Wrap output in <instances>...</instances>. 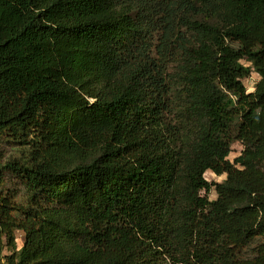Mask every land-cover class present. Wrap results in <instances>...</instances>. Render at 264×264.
<instances>
[{"label": "trees", "instance_id": "obj_1", "mask_svg": "<svg viewBox=\"0 0 264 264\" xmlns=\"http://www.w3.org/2000/svg\"><path fill=\"white\" fill-rule=\"evenodd\" d=\"M1 143L7 264H264V0H0Z\"/></svg>", "mask_w": 264, "mask_h": 264}, {"label": "rangeland", "instance_id": "obj_2", "mask_svg": "<svg viewBox=\"0 0 264 264\" xmlns=\"http://www.w3.org/2000/svg\"><path fill=\"white\" fill-rule=\"evenodd\" d=\"M259 79V76L257 73L253 72L248 78L243 80V83L247 89L248 92L253 91L255 82ZM23 147L21 145L17 144H7V143H1L0 144V153L4 156L5 159L14 158L20 155ZM242 150V145L239 142H235L232 145V151L229 155L228 159L232 161L237 155H239L240 151ZM205 178L208 181L211 182H219L222 181L225 176H216L215 174L207 171L205 173ZM11 184H14V181H11ZM21 190V189H20ZM22 196L25 195L24 191L21 190ZM21 195H19V198H22ZM216 197L214 191H212L209 195V199H214ZM15 237H16V244L17 248H20L23 244V234L21 231H15ZM10 251L6 246L0 247V264H7L6 255H9Z\"/></svg>", "mask_w": 264, "mask_h": 264}]
</instances>
